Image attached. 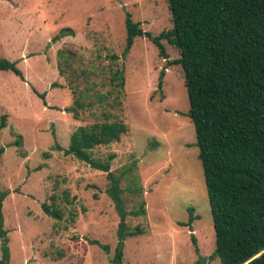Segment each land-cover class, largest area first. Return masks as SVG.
I'll list each match as a JSON object with an SVG mask.
<instances>
[{"label":"rangeland","instance_id":"obj_1","mask_svg":"<svg viewBox=\"0 0 264 264\" xmlns=\"http://www.w3.org/2000/svg\"><path fill=\"white\" fill-rule=\"evenodd\" d=\"M128 13L153 35L173 27L168 0H0V57L17 61L25 75L0 69V124L7 115L0 129V192L8 190L3 217L10 264H116L121 231L137 227L141 233L125 237L120 264H196L199 259L222 264L212 256L214 220L184 72L181 65L169 64L180 52L164 40L165 58L151 39L138 36L123 55ZM67 27L74 34L55 41ZM60 48L77 52V71L62 65L60 74ZM117 68L125 70V92L122 107L110 110L131 131L95 152H115L111 169L117 174L129 164L121 181L127 210L139 198L127 188L144 190L145 214L128 213L124 228L123 214L108 193L107 172L60 148L69 147L79 125L104 119L99 95L117 89L111 82ZM82 69L90 71L89 79ZM72 86L90 88L81 100L94 103L78 118ZM35 89L47 93V103ZM115 96L116 91L103 103ZM44 202L60 209L62 217L48 214ZM190 205L200 215L193 230L184 225Z\"/></svg>","mask_w":264,"mask_h":264},{"label":"trees","instance_id":"obj_2","mask_svg":"<svg viewBox=\"0 0 264 264\" xmlns=\"http://www.w3.org/2000/svg\"><path fill=\"white\" fill-rule=\"evenodd\" d=\"M168 4L173 27L158 35L143 29L140 21H135L131 13L127 14L123 55L130 52L138 36L151 39L165 58L169 55L164 40L179 50L180 56L169 60V64L181 65L185 76L190 102L188 115L195 126L214 220L216 244L212 256H218L222 264H264V0H168ZM71 34H74L72 28H63L54 40ZM58 56L60 74H63L62 65L77 71L75 50L60 48ZM0 69L12 70L25 79L17 61L0 57ZM165 71L166 67L160 72L159 88L163 87ZM80 72L89 79L90 71L82 69ZM111 82L117 89L99 95L104 119L79 125L71 134L69 147L60 148L93 168L107 172L108 193L123 214L120 226L124 228L128 213L145 214L146 201L140 185L129 186L127 190L139 198L136 206L127 210L126 188L121 181L129 164L117 174L111 169L117 154L109 152L101 156L95 152L97 147L121 141L131 131L128 123L110 110L122 107L125 70H114ZM72 87L78 93L73 109L78 118L79 111L94 103L85 105L81 100L83 96L89 97L90 88ZM34 91L47 103L46 92ZM114 91L116 96L105 105L103 98L113 95ZM6 119L7 115L3 114L0 129L6 126ZM3 150L1 148L0 153ZM7 194L8 190L0 192V236L5 253L0 264H10L3 217ZM43 208L53 217H62L60 209L47 202L43 203ZM188 212L189 220L184 225L193 230V222L200 215L191 205ZM141 232L140 227L121 231L114 257L116 264H120L123 257L125 237ZM193 240L196 241L195 236ZM196 251L199 252L197 246Z\"/></svg>","mask_w":264,"mask_h":264}]
</instances>
